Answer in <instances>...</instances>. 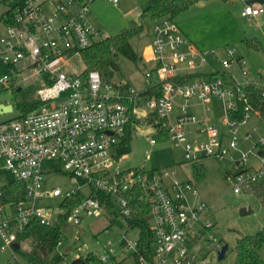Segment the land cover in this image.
Segmentation results:
<instances>
[{
  "label": "built area",
  "instance_id": "2783aa9c",
  "mask_svg": "<svg viewBox=\"0 0 264 264\" xmlns=\"http://www.w3.org/2000/svg\"><path fill=\"white\" fill-rule=\"evenodd\" d=\"M3 1L15 3L20 25H7L6 34L0 37V59L13 67L11 75L0 79V87L21 88V82L12 73L20 76L26 72L22 81H38L37 95L42 101L27 114L0 123V159L14 180L26 186V197L19 202L4 200L0 188V249L11 251L5 264H20L14 244L18 233L32 222L61 226L62 230L67 221L79 226L85 216L99 215L105 208L99 198L92 196L94 191L117 197L121 216L125 220L130 218L132 210L118 194L133 187L140 188L141 200L150 207V229L154 234L151 260L139 253L138 239L124 242L126 250L133 252V264H196L198 246L214 224L205 219L209 207L193 182L174 179L176 171L171 174L166 169H147L145 165L123 171L113 168L124 156L119 155L118 145L131 118L130 105L133 118L138 108L147 107L158 118L156 126L169 132L174 145L182 149L185 160L196 162L213 157L236 163L240 170L233 176V190L241 194L264 180V135L255 138L258 126L241 132L252 113L260 117L250 105L241 117L232 114L245 99V85H264L258 80L243 84L234 74L228 79L214 75L217 69L206 76L178 82L177 78L196 73L193 70L197 59L202 65L212 63L214 52L188 45L175 20L163 17L152 25L153 38L145 55L146 61L152 63L145 75L160 84L161 94L141 95L120 77L104 82L99 70L85 73L86 66L81 72L71 69L74 57L82 59L84 49L104 38L99 29L85 21L90 9L87 0H56L50 12L45 10L43 0ZM263 11L260 5L247 4L243 15L251 18ZM227 52L230 59L224 62V71L231 74L229 69L236 64L248 79L247 61L237 57L235 49ZM79 66L78 62L73 65ZM257 74L264 76L261 70ZM193 98L203 107L204 119L189 112ZM212 98L219 102L218 107ZM219 105L221 126L211 123L208 115L213 113L217 117ZM192 124L202 125L205 139L198 140L196 132L189 136ZM151 143L156 140L151 139ZM252 159H256L258 166L251 163ZM59 171L70 176L73 186L67 190L55 186L46 191V174ZM85 186H90L88 195ZM78 191L86 198L62 224L59 218L66 213L65 200ZM46 198H58L57 209L38 203ZM207 242V247L216 248L218 253L224 245L215 236ZM61 243L60 239L58 247ZM104 249L107 254L95 264H104L114 252L107 250L106 245Z\"/></svg>",
  "mask_w": 264,
  "mask_h": 264
},
{
  "label": "rangeland",
  "instance_id": "374dc122",
  "mask_svg": "<svg viewBox=\"0 0 264 264\" xmlns=\"http://www.w3.org/2000/svg\"><path fill=\"white\" fill-rule=\"evenodd\" d=\"M150 0H120L115 4L109 0H87L90 6L85 21L92 24L102 33V37L115 36L121 30L125 29L132 20H138L140 13L148 5ZM201 2V1H200ZM193 4L186 11L173 17L188 45L195 46L201 51H212L211 62L202 65L200 60L196 61L194 72L211 73L216 68L224 71V62L230 59L228 49H235L237 57H243L247 61L250 75L259 77L258 70L264 73V12L257 19L249 20L242 15L245 8L243 0H203ZM264 8V3L259 4ZM5 11L4 4L0 3V14ZM263 17V18H262ZM154 22L145 26L142 33L131 39L132 47L137 54L136 59H131L122 53H118L116 59L119 69L115 72L117 77L128 82L137 90L144 89L151 84L145 73L152 63L146 61V49L152 42ZM3 30V24L0 22V32ZM182 32V33H183ZM247 39L253 40L259 44L258 48L248 45ZM71 69L79 72L85 67V63L80 57L72 59ZM78 62L79 67H73ZM235 76L241 83H247L248 79L238 69L236 64L232 69ZM4 74H9L10 70L6 62L0 59V79ZM23 75L12 76L21 82V90L15 92L9 87L0 88V106L14 104L12 111L0 114V120L3 118H14L20 114L16 107V99H21L23 95L32 94L39 86V82L34 79L22 81ZM116 75L104 76V82H113ZM249 75V76H250ZM264 85V79L260 80ZM30 90L32 93H23ZM181 100V98H179ZM213 104L218 103L215 98L210 99ZM189 112L204 119L205 113L203 107L198 105L196 98L191 100ZM144 108V107H143ZM144 109H148L145 107ZM144 110L142 109L141 112ZM178 111V110H177ZM221 113V107L218 108ZM141 112L135 115V127L132 134L130 151L114 163V169L128 170L130 168L146 166L147 169L168 170L174 179L188 181L191 180L198 189L202 201L209 207L205 213V219L211 221L214 227L207 232L205 241L197 249L198 260L196 264H234L236 255V245L242 235H253L264 228V203L261 202L251 191L236 194L233 190V176L239 172V167L232 160L225 158L218 160L213 157H205L200 162L206 167V174L203 178H196L193 173V162L184 159V153L181 148L174 145L169 132L155 127L158 124L157 117H142ZM211 117V123L222 125L220 115L214 118L213 113H208ZM246 126V127H245ZM242 127L241 132L246 129L251 130L258 126L255 138L258 139L264 135V121L258 115L252 113L247 125ZM153 128V130H152ZM190 129L193 127L190 126ZM195 130L199 132L198 140L206 138V134L201 131L202 125L196 124ZM151 139L156 143L152 144ZM248 146V145H247ZM245 147V149L247 148ZM235 157H239L235 153ZM252 164L258 166L256 159H252ZM14 177L4 167L0 159V184L12 180ZM170 180V179H169ZM59 186L63 190L70 189L73 186L70 176L59 171L58 173L46 174L45 190H51ZM90 186H85L86 195L90 192ZM58 198H46L38 203L41 206H47L57 209ZM102 209L99 215L85 216L81 225H75L72 221H67L62 227V243L58 247L61 252L70 250L65 256L67 262H71L79 256H86L89 252H94L101 258L107 254V250L114 249V252L108 256L104 264H133L134 255L132 251L126 250L123 243L127 240L138 239L140 230L128 226L123 216L113 217ZM111 224V228L108 229ZM215 236L221 243L229 244V249L223 259H219L218 250L214 247H207V239ZM33 243L32 238L21 242V251L16 252V258L22 264H29L25 259L24 253L28 251ZM1 245V238H0ZM264 259V244L261 250ZM11 256V251H1L0 264H5Z\"/></svg>",
  "mask_w": 264,
  "mask_h": 264
},
{
  "label": "trees",
  "instance_id": "16d2710c",
  "mask_svg": "<svg viewBox=\"0 0 264 264\" xmlns=\"http://www.w3.org/2000/svg\"><path fill=\"white\" fill-rule=\"evenodd\" d=\"M202 0H150L146 8L142 10L138 20H132L130 24L121 30L115 36H107L102 40L94 42L87 49L82 51V57L86 66L85 73L89 70H99L102 76H115V72L119 69L117 62L118 53H122L131 59H136L131 39L142 33L145 26L149 23L155 22L163 17H175L176 15L186 11L193 4ZM7 3V1H5ZM8 10L0 16V21H4L7 25H20L17 20L14 9L15 3H7ZM247 43L255 48L259 44L253 40L247 39ZM10 72L13 67L7 64ZM18 70V68H15ZM214 75L223 76L224 78H232V74L227 71L216 70ZM210 74V75H213ZM207 73H192L184 77L177 78L178 82L188 81L194 78L203 77ZM117 77V75H116ZM9 87V86H3ZM39 87V86H38ZM2 88V87H0ZM10 88L15 92L21 88ZM38 89V88H37ZM37 89L33 93H37ZM245 92V99L239 102V108L232 114L233 117H241L244 108L250 105L254 111L260 114L264 120V87L255 84H247L243 87ZM23 93H32L30 90L23 91ZM141 95H159L161 94L160 84L151 81V84L144 90H140ZM42 101L38 95L32 94L23 95L21 99H16V107L20 110V114L16 117L27 114L32 109L38 107ZM131 118L126 126L125 133L118 145V153L120 156L127 154L130 151L131 139L133 134V105H130ZM219 112V111H218ZM193 173L196 178H203L206 174V167L200 162H193ZM251 191L261 202L264 203V180L255 183ZM3 199L11 202H19L26 197V186L19 181H13L10 184L2 187ZM92 196L100 199L104 205L105 210L112 216L111 224H113V217L121 216L120 205L117 197L107 196L101 191H94ZM118 197H123L128 202V207L132 210L130 218L126 219L128 226L139 228L140 233L138 237L139 253L144 254L149 260L152 259V243L154 241V234L150 229V207L147 203L141 200V191L138 187H133L128 190H121ZM86 198V195L78 191L76 194L67 197L64 203L66 210L65 214L60 216V222L63 224L70 213V211L81 203ZM111 224L108 228H111ZM62 236L61 226H46L39 222H32L26 226L23 232L18 233L17 242L19 248L16 251H21V242L32 238L33 243L31 248L24 253L25 259L29 264H50L51 262H60L65 260L66 252L58 251V244ZM124 244V243H123ZM264 244V228L253 235H242L236 245V255L234 264H264V259L261 255V250ZM100 261L94 252H89L86 256H79L70 262V264H95Z\"/></svg>",
  "mask_w": 264,
  "mask_h": 264
},
{
  "label": "crops",
  "instance_id": "0c3cea01",
  "mask_svg": "<svg viewBox=\"0 0 264 264\" xmlns=\"http://www.w3.org/2000/svg\"><path fill=\"white\" fill-rule=\"evenodd\" d=\"M44 2H45V10L47 11V12H50L51 10H52V2H54V1H56V0H43ZM200 2V1H199ZM0 3H2V4H4V6H5V11H3L1 14H0V16L2 15V14H4L7 10H8V4L5 2V1H3V0H0ZM120 3V2H119ZM204 4V2H203V0L200 2V5H203ZM247 4H245V6H246ZM254 5H259V3H254ZM264 12V11H263ZM262 12V13H263ZM261 13V14H262ZM261 14H259V15H257V16H254V17H251V18H249L248 16H245V15H243V12H242V15L243 16H245V17H247V19H249V20H253V19H257V18H259L260 16H261ZM263 18V17H262ZM0 22H2V24H3V30H2V32H0V37L2 36V35H4V34H6V30H7V24L4 22V21H0ZM183 32V31H182ZM183 34H184V32H183ZM151 44V43H150ZM150 46L151 45H149L148 47H147V49H146V51H148V48L150 49ZM4 62V61H3ZM217 69V68H216ZM219 70V69H218ZM222 71V70H221ZM230 72H231V74H234L235 75V73L233 72V70H230ZM4 75H6V74H4ZM3 75V76H4ZM236 77V76H235ZM237 78V77H236ZM261 79H264V76L262 77V78H260V77H253V76H249L248 77V80H258V81H260ZM147 87H145L144 89H146ZM144 89H141V90H144ZM1 105H5V103H2ZM13 105V108H14V104H12ZM218 107V106H217ZM142 109L144 110L143 112H141L142 111ZM7 112H9V111H7ZM138 112H141V114H142V117H144V118H147V117H156L155 115H153L148 109H144L143 107H140V108H138L137 110H136V112L134 113V119H135V115H136V113H138ZM3 112H1L0 114H2ZM217 115L219 114V112H218V108H217V113H216ZM9 119H11V118H3L2 120H0V123L1 122H3V121H6V120H9ZM261 119V118H260ZM261 120H263V119H261ZM264 121V120H263ZM133 122L135 123V120H133ZM134 123H133V128L135 127V125H134ZM195 125L196 124H192L191 125V127H193V129H190L191 130V133H193L194 134V132H196L198 135H199V132L197 131V130H195L194 129V127H195ZM247 125V124H246ZM155 127H157L156 126V124H154V126H153V128H155ZM246 127V126H245ZM153 128H152V130H153ZM134 130V129H133ZM247 130H249V129H246V131ZM155 144V143H154ZM2 160V159H1ZM3 161V160H2ZM3 163H4V161H3ZM13 176V175H12ZM13 181H15L14 180V178L12 179V180H10V181H6V182H4V183H2V184H0V188H2V187H4V186H6L7 184H10L11 182H13ZM67 249H69V248H67ZM9 259V258H8ZM18 260V259H17ZM7 262V261H6ZM18 262H19V260H18ZM20 263V262H19ZM20 264H22V263H20Z\"/></svg>",
  "mask_w": 264,
  "mask_h": 264
},
{
  "label": "water",
  "instance_id": "95a60500",
  "mask_svg": "<svg viewBox=\"0 0 264 264\" xmlns=\"http://www.w3.org/2000/svg\"><path fill=\"white\" fill-rule=\"evenodd\" d=\"M245 2V4H254V3H259V4H263L264 0H243ZM13 110V105H1L0 106V113L1 112H7V111H12ZM189 136H193V133H190ZM19 243H15L14 247L15 249L19 248ZM70 249V248H69ZM69 249H66V251L68 252ZM229 249V244L226 243L223 245L222 249L219 251V259H223L227 253V250Z\"/></svg>",
  "mask_w": 264,
  "mask_h": 264
}]
</instances>
